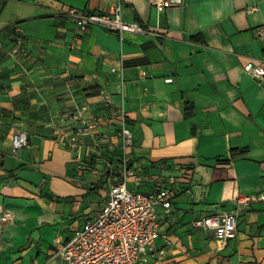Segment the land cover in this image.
Masks as SVG:
<instances>
[{"label":"crops","instance_id":"0c3cea01","mask_svg":"<svg viewBox=\"0 0 264 264\" xmlns=\"http://www.w3.org/2000/svg\"><path fill=\"white\" fill-rule=\"evenodd\" d=\"M117 1L124 19L161 35L79 33L60 14ZM258 28L264 0H182L160 13L148 0H0V219L13 217L0 222V264H57V249L106 201L123 156L149 176L129 188L170 187L148 264H264V76L243 69L264 64ZM16 30L23 44L13 54ZM100 90L125 112L130 148ZM82 105V117L63 121ZM90 115L102 120L92 130ZM19 132L26 144L14 151ZM73 134L76 148L65 144ZM244 195L247 205L237 202ZM230 210L237 232L226 243L193 224Z\"/></svg>","mask_w":264,"mask_h":264},{"label":"built area","instance_id":"2783aa9c","mask_svg":"<svg viewBox=\"0 0 264 264\" xmlns=\"http://www.w3.org/2000/svg\"><path fill=\"white\" fill-rule=\"evenodd\" d=\"M148 2L157 13H160L168 7L181 4L182 0H148ZM60 14L69 18L79 33L85 32L92 26H99L116 32L120 39L123 38L124 33L149 32L161 35L157 31L147 29L140 22L124 19L122 5L118 1L109 3L105 9L99 11L67 6L60 11ZM257 32L264 37L262 28H258ZM22 44V36L16 30L11 53H18ZM243 69L248 75L257 79L264 76L263 63L247 61ZM144 73L141 71V75ZM165 81L170 82L172 78L167 77ZM99 95L103 105L110 109L111 117L119 120L118 135L121 147L130 148L134 139L132 131L126 125L125 112L111 106L110 96L105 90H100ZM86 111V106L82 105L77 114H71L63 118V121L74 122ZM101 123V118L95 115H90L86 119L88 130L95 129ZM25 144V132L13 136L12 150L15 151ZM65 144L76 148L77 135H71ZM110 172L112 174L109 178L106 201L95 216L85 220L73 236L57 249L56 256L59 258L57 264H148L155 242L161 236V218L157 206H161L164 213L170 212V187L155 186L150 192L129 188L128 179L139 185L146 182L149 176L142 162L130 165L129 158L125 156L119 164L110 168ZM261 197L264 198V195ZM250 199V196L244 195L238 198L237 202L247 205ZM237 214V210L210 213L196 219L193 224L211 230L218 242L226 243L236 235ZM153 264L182 263L178 260L158 257L153 260Z\"/></svg>","mask_w":264,"mask_h":264},{"label":"rangeland","instance_id":"374dc122","mask_svg":"<svg viewBox=\"0 0 264 264\" xmlns=\"http://www.w3.org/2000/svg\"><path fill=\"white\" fill-rule=\"evenodd\" d=\"M1 221V224H5V223H11L12 222V220H13V217H12V215H2V218L0 219Z\"/></svg>","mask_w":264,"mask_h":264}]
</instances>
